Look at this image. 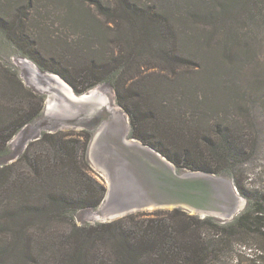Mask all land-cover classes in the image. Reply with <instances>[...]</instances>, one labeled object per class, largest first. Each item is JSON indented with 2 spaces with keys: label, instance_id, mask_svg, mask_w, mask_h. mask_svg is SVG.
<instances>
[{
  "label": "trees",
  "instance_id": "obj_1",
  "mask_svg": "<svg viewBox=\"0 0 264 264\" xmlns=\"http://www.w3.org/2000/svg\"><path fill=\"white\" fill-rule=\"evenodd\" d=\"M51 6L70 33L30 34ZM0 34L78 95L110 83L132 138L179 171L230 175L248 200L228 223L176 208L78 226L107 191L80 141L46 133L0 167V264H264V192L246 186L264 143V0H0ZM45 102L0 63V154Z\"/></svg>",
  "mask_w": 264,
  "mask_h": 264
},
{
  "label": "rangeland",
  "instance_id": "obj_2",
  "mask_svg": "<svg viewBox=\"0 0 264 264\" xmlns=\"http://www.w3.org/2000/svg\"><path fill=\"white\" fill-rule=\"evenodd\" d=\"M60 10H62L61 14L63 13L67 14L65 8L61 7ZM49 12L51 13L50 15ZM49 12L44 13L43 17L34 18L35 20L32 21L31 20L26 21L28 23L26 30L32 35H37L40 30L39 35L49 34L55 37L61 34L70 33L67 27L68 25L66 23V20L63 19L64 16L59 19V17L62 15L58 14L56 7L51 6L49 8ZM55 13L57 15H55ZM36 20L37 21L42 20V24H37ZM38 25H40V27H38ZM22 58L25 57H23L20 49L6 36L0 34V63L3 66L7 67L10 71L15 72L17 74V79H19L23 83V85L29 92L36 94L37 96L46 97L45 106L41 114L32 123L25 126L18 134L14 136V138L8 143L7 152L0 154V167L15 162L17 159L21 157V155L25 153V151L27 150L30 144L32 143L35 144V142L41 139L44 134L66 132L69 134L66 137L67 139L77 140L82 143L79 146L78 150L76 149L78 151L79 157H81L82 158L81 160L85 163V165L89 167L90 170L88 171V173L93 175V177L99 183H101V185L105 187L106 191H108L109 184L107 183V180L94 166L90 152L91 141L93 137L97 134V132L102 128L99 125L108 121L109 117H111L110 118L111 122L108 121V123L111 124H112V118L117 117V120H120V126L125 130L127 129L126 133L128 132V135L131 132V128H132L130 117L125 112V110L117 103L116 93L112 85L110 83H104L95 88V90L100 89V92L101 94H103V97L106 101L108 99L107 102H109L108 105L110 107L108 105H104L103 103L101 104L98 102L77 105L69 101L68 98L69 96L64 91H60V87H56V89H58V93H54V91L52 90H48L47 92H42L37 88L31 86L27 80L26 72L21 65ZM8 81L9 80H7V84L9 83L10 85L11 82ZM105 97H107V99ZM17 98L25 106L26 103H28V101L30 100L29 94H19ZM52 99H54L53 101H56V103L54 102L55 105L54 103H52L53 107L55 106V108L53 109L49 106ZM258 114L260 116V122L262 123V128L264 129V112L259 111ZM81 133L89 134L91 137L90 141H87L85 136L82 137L80 135ZM35 147L38 148L39 146H34V148ZM25 170L26 172H29L28 168H26ZM177 172L178 174H184L190 171L188 170L179 171L177 169ZM221 177L227 179L234 185V181L230 175L225 174ZM246 186L250 189H254V191L257 190L259 192H264V143L261 149L260 159L256 163L249 164L247 167ZM124 192H126V190L124 191V189H122L120 192L114 194L111 197V199L109 197L107 200H105L106 202H103V204L98 209L83 210L77 212L76 214H73L72 217L75 223L78 226H84V225H98L101 223H110L119 220L120 217H116L115 219H112L110 221H102L92 218V215L94 214L96 215L98 213H99L98 215H100L105 212L111 213L116 210L117 211L124 210V208L121 207L126 206L130 202L128 200V197H126V195L124 194ZM230 195H231L230 193L226 194L225 192H219V198L225 201L222 202L221 200L219 202L217 201V204L223 207H226L229 204H231L232 200H230ZM242 198L245 202L246 205L245 208H246L248 204V200L244 197ZM228 202L229 204H227ZM117 208H119V210ZM173 209L174 208H159L154 210H142L138 212L146 213V216L142 217L143 219H149L155 217L165 218L166 213H161L159 215H153L152 213L167 212V211H172ZM179 209L192 215V213L186 211L183 208H179ZM195 216L202 218L198 214H196ZM219 221L224 223V221L222 220ZM237 248H238L237 256L241 253V250L244 252L251 251V249L249 248H244V247L241 248L238 246ZM241 257L242 255H240L239 258L238 257L237 258L241 259Z\"/></svg>",
  "mask_w": 264,
  "mask_h": 264
},
{
  "label": "water",
  "instance_id": "obj_3",
  "mask_svg": "<svg viewBox=\"0 0 264 264\" xmlns=\"http://www.w3.org/2000/svg\"><path fill=\"white\" fill-rule=\"evenodd\" d=\"M46 73L57 75L51 72ZM57 76L59 77V75ZM64 82L71 88L74 95H78L71 85L65 80ZM106 130L105 126L99 130L93 137L91 144L98 141L99 145L103 140L102 137H104L105 143L102 153L105 155L106 163L111 164L109 169L111 178L115 183V194L122 189L126 190L124 194L130 202L128 201L129 203L126 206L121 207L127 208L120 213L121 217L142 210L183 208L192 213V215L198 214L202 218L214 217L227 223L244 211L245 202L235 185L236 194L234 190H224V192L226 194L230 193V200L236 199L237 202H231V204L228 202L227 204L229 205L226 207L220 206L217 201L221 200L222 202L225 200L219 198V192H212L208 189L209 184L205 183L204 179L196 180L194 178L195 175H214L193 171L178 174L176 166L166 157L167 162L174 169L162 161L160 162L163 165H159L156 157L147 155L142 149H134L130 144V140H139L132 138L130 133L128 135L127 132L123 138H119L116 136L111 137L105 133ZM139 142L144 147H149L141 141ZM149 148L155 152V149ZM215 177L218 178L217 176ZM108 194L109 190L105 199H107ZM117 209L119 210V208Z\"/></svg>",
  "mask_w": 264,
  "mask_h": 264
},
{
  "label": "bare ground",
  "instance_id": "obj_4",
  "mask_svg": "<svg viewBox=\"0 0 264 264\" xmlns=\"http://www.w3.org/2000/svg\"><path fill=\"white\" fill-rule=\"evenodd\" d=\"M21 65H22V68L26 72V77L30 85L37 88L38 90L42 92H47L48 90H52L54 91V93H58V89H56V87H60V91H64L69 96L68 97L69 101L77 105L78 104H90L93 102L94 103L98 102L101 104L103 103L104 105H108L109 103L107 102L108 101L107 97H105L107 101L104 99L103 94H101L100 92V89L95 90L94 88L90 92H86L83 95H79V96L74 95L71 88L64 82L62 77L60 76L58 77L57 75H49L50 73L48 74L46 72H42L40 68L37 67V65L32 62V60L28 58H22ZM53 100L54 99H52L49 105L52 109L55 108V106L53 107L52 103L54 102L56 103V101H53ZM126 130L120 126V120H117V117H116V118H112V124L109 125V130L106 133L109 134L111 137H113V136H117L118 131L122 132V134L124 135L127 134ZM102 139L103 140L99 145H98V141H95L94 143L91 144L90 152H91V156H92V160H93L95 168L99 170V172L105 177V179L107 180V183L109 184V187H108L109 194L107 195V199L109 197L111 199V197L115 194V191H114L115 183L113 179L111 178V174H110L109 168L111 164L106 163L104 159L105 155L104 153H102L104 149V143H105L104 137H102ZM130 142H131L130 144L133 146L134 149L138 150V148H140L147 155H150V156L152 155L153 157H156L158 160L156 159L155 160L159 162V165H163V163H165L168 166H171L169 162H167V159L165 158V156L162 155L157 150L153 152L149 147H144L137 140H130ZM97 148L98 150H96ZM160 161H162L163 163ZM171 167L173 168V166ZM194 178H196V180L197 179L199 180L200 178L204 179V182L209 184L208 189H210L212 192H224V190H229V191L234 190V193L236 192L234 185L225 178H222V177L216 178L215 176H203V175H195ZM105 200L104 202H106ZM232 202H237V200L232 199ZM124 210H121V211L116 210L111 213L105 212L100 215H98L99 214L98 213L96 215L95 214L92 215V218L97 219V220H102V221H110L112 219H115L116 217H121L120 213Z\"/></svg>",
  "mask_w": 264,
  "mask_h": 264
},
{
  "label": "flooded vegetation",
  "instance_id": "obj_5",
  "mask_svg": "<svg viewBox=\"0 0 264 264\" xmlns=\"http://www.w3.org/2000/svg\"><path fill=\"white\" fill-rule=\"evenodd\" d=\"M110 118H111V117L108 118V121H110ZM108 121H106V122H104V123H102V124L99 125L100 127H102L101 129H103L104 126H105V130L107 129L106 132H108V130H109V127H108V126L111 124V123H108ZM100 127H99V128H100ZM107 127H108V128H107ZM101 129H100V130H101ZM106 132H105V133H106ZM116 137L123 138V137H124V134H122V132H119V131H118V134H117Z\"/></svg>",
  "mask_w": 264,
  "mask_h": 264
}]
</instances>
